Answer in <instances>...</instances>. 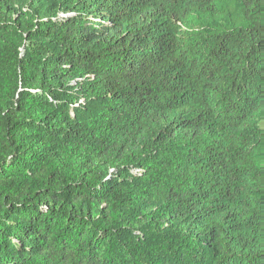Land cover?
<instances>
[{
	"label": "trees",
	"instance_id": "obj_1",
	"mask_svg": "<svg viewBox=\"0 0 264 264\" xmlns=\"http://www.w3.org/2000/svg\"><path fill=\"white\" fill-rule=\"evenodd\" d=\"M0 264H264V0H0Z\"/></svg>",
	"mask_w": 264,
	"mask_h": 264
}]
</instances>
